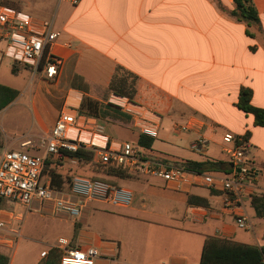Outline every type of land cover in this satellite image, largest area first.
<instances>
[{"label":"crops","instance_id":"obj_1","mask_svg":"<svg viewBox=\"0 0 264 264\" xmlns=\"http://www.w3.org/2000/svg\"><path fill=\"white\" fill-rule=\"evenodd\" d=\"M251 1L258 16L251 24L228 14L232 0H80L57 10L51 19L57 37L49 53L61 60V67L53 81L35 76L49 96L31 97L30 138L49 136L61 109L77 113L87 97L98 105L92 118L114 144L137 142L135 119L157 124L153 140L165 121L162 148L157 151L153 141L147 155L228 163L223 136L247 134L246 161L255 172L244 178L237 196L210 188L199 177L175 189L140 173L111 176L115 186L131 193L129 206L89 202L77 220L55 215L51 206H32L28 213L48 212L70 223V235L56 240L95 248V264H199L207 237L262 246L256 228L264 232V215L256 216L252 197L264 196V126H256L253 115L236 106L240 90L247 89L250 105L264 109V0ZM111 84L118 90L131 86V100L113 94ZM187 123L186 131H174ZM198 138L207 141L201 152L190 148ZM4 149L0 146V153ZM190 198L205 203L189 204ZM228 199L235 201L229 205ZM96 213L104 216L100 227L87 220ZM237 215L246 217L251 233L240 232ZM40 253L32 264H56Z\"/></svg>","mask_w":264,"mask_h":264},{"label":"built area","instance_id":"obj_2","mask_svg":"<svg viewBox=\"0 0 264 264\" xmlns=\"http://www.w3.org/2000/svg\"><path fill=\"white\" fill-rule=\"evenodd\" d=\"M79 1L58 0L59 3L71 5ZM56 37L57 33L52 30V24L0 6V40L6 43L2 55L15 65L28 67L32 77L39 75L45 80L53 81L58 75L61 60L49 53V47ZM118 101L122 103L121 100ZM134 126L139 129L141 135L151 139L157 136L158 129L155 123L140 122L135 119ZM189 126L187 123L173 129L176 132H184ZM222 140L228 144L224 149L228 163L238 171L232 170L231 175H197L160 159L150 158L132 143L114 144L110 142L104 128L92 117L61 109L50 135L41 140L42 155H29L26 152L33 148L30 141L23 142L19 151L4 149L0 153V201L14 202L21 209L20 213L13 214L10 210L0 207V233L7 235L4 238L0 236V247L14 246L21 235L19 223L23 214L31 211L34 203L51 206L55 215H64L73 220L80 217L89 202L106 203L112 207L130 205L131 193L128 190L99 179L73 176L67 191L55 190L51 186L50 179L43 175L45 161L48 158H67V154L83 149L91 151L97 161L104 166L153 177L175 189H180L192 178L199 177L204 185L210 188L219 187L222 191L237 196L244 178L253 175L255 170L249 167L244 157L243 137L225 134ZM206 145L207 141L204 138H198L190 148L201 152ZM234 201L228 199L226 203L231 205ZM10 220H14L15 223L12 228L8 227ZM234 220L238 229L249 230L250 226L245 216L237 215ZM2 239L4 241H1ZM260 241L264 245V234ZM50 248H56L61 252L59 264H95L98 256L95 248H73L70 247L69 240L62 237L58 238ZM47 254L48 251H43L40 257L45 258Z\"/></svg>","mask_w":264,"mask_h":264},{"label":"rangeland","instance_id":"obj_3","mask_svg":"<svg viewBox=\"0 0 264 264\" xmlns=\"http://www.w3.org/2000/svg\"><path fill=\"white\" fill-rule=\"evenodd\" d=\"M0 6L17 10L37 20L52 24L51 19L57 10L64 7L65 4L64 2L59 3L58 0H0ZM5 45V41L0 40V146L7 148V150L19 151L23 142L30 141L33 144V148L26 152L29 155H42L43 148L41 147V140L43 137L30 138L29 136L30 132H32L33 125L30 103L31 97L36 93L39 96L45 95V98H48L46 96H49V94L45 89L38 86L39 78L32 77L31 72H28L23 66H14L13 62L2 56ZM125 82L129 83V78L125 79ZM127 85L120 90L113 88L119 91V93L129 95L131 86L127 87ZM6 88L16 90L17 95L13 99L8 100V97L3 94ZM18 91L21 92L19 97H17L19 94ZM47 107L48 111L51 112L49 106ZM127 122H129V131H133L134 128L131 126L130 121ZM101 126L103 127V125ZM167 132L168 126L163 121L159 131V137L157 140H154L156 147H158L157 151H160L162 148V144L160 143L162 140L161 136ZM120 136L124 137L125 135ZM243 153L245 158L248 157L246 150ZM109 170L110 167L100 164L93 155L87 161L78 160L76 157H59L48 158L45 161L43 175L49 179L52 175H57L59 177V180L58 178L56 180L57 183L63 182L67 184L73 176H81L101 179L114 185L109 175ZM33 206L38 205L34 203ZM0 207L7 208L13 214L21 212L19 205L8 200H1ZM87 220L96 227H100L105 222L104 216L101 213H96L92 219L88 218ZM19 224L22 226V230L20 237L17 239V243L12 248L0 247L1 254L10 256L11 264H32L41 249H48L49 243H54L58 236H69L72 230L69 222L63 221L61 217L48 212H41V215L34 212L24 213L22 221ZM14 225V220H10L8 227L12 228ZM261 228L260 226L256 228L258 232L256 235H259L260 238L264 234V232L259 231ZM239 230H241V233L246 232V230ZM0 236L4 238L7 235L0 233ZM1 241H4V239Z\"/></svg>","mask_w":264,"mask_h":264},{"label":"trees","instance_id":"obj_4","mask_svg":"<svg viewBox=\"0 0 264 264\" xmlns=\"http://www.w3.org/2000/svg\"><path fill=\"white\" fill-rule=\"evenodd\" d=\"M234 5L233 10L229 11L228 14L235 18L237 21L244 22L246 24L257 23L258 16L254 8V5L251 0H232ZM109 89L113 94L125 97L131 100L129 95L124 93H119L113 88L111 84ZM5 96L8 100L13 99L17 95V91L13 89L6 88L4 89ZM250 96L251 92L247 89H241L239 93L238 102L236 104L237 108L245 114H252L254 117V124L256 126H264V109L255 108L250 105ZM78 113L81 115L96 117L97 116V103L90 98L82 99V102L78 108ZM247 136L244 135V139ZM153 139L139 135L137 142L134 143L141 151L146 155L148 150L153 143ZM133 144V143H132ZM85 151L79 149L76 153L67 154L68 157H76L78 160L87 161L89 157L91 158V151ZM90 154V156H89ZM150 157L149 155H147ZM88 157V158H87ZM143 158V157H141ZM152 158V157H150ZM161 161L168 162L173 164L183 170L192 172L197 175H204L208 173H223L228 174L232 171L230 168V163L223 161H210L206 160L203 162H196L190 160H178V161H168L165 159H160ZM262 170L264 171V164H262ZM44 171V170H43ZM127 170L121 168L110 167L109 175L112 177L124 178L130 176ZM59 177L57 175H52L50 177L51 186L61 192H65L69 188L70 181L65 184L58 182ZM86 178V177H85ZM96 179V178H90ZM61 180V179H60ZM101 180V179H99ZM189 204H200L203 205L205 201L201 199H196V203L193 202V199H189ZM252 206L255 210L256 216L262 217L264 215V196H253L252 197ZM76 235V229L74 227V234ZM73 239V238H72ZM70 247H76L73 244L72 240H69ZM61 252L56 248L48 249V254L45 257L46 262L53 261L56 264H59V259ZM0 264H9V257L0 253ZM199 264H264V245L261 247L241 244L227 239H220L216 237H207L205 238L202 246V251L199 259Z\"/></svg>","mask_w":264,"mask_h":264},{"label":"water","instance_id":"obj_5","mask_svg":"<svg viewBox=\"0 0 264 264\" xmlns=\"http://www.w3.org/2000/svg\"><path fill=\"white\" fill-rule=\"evenodd\" d=\"M230 168H233V165L232 164H230ZM237 171H238V169H237Z\"/></svg>","mask_w":264,"mask_h":264}]
</instances>
